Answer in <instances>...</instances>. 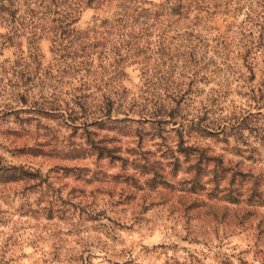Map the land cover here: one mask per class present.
<instances>
[{
    "label": "rangeland",
    "instance_id": "1",
    "mask_svg": "<svg viewBox=\"0 0 264 264\" xmlns=\"http://www.w3.org/2000/svg\"><path fill=\"white\" fill-rule=\"evenodd\" d=\"M248 5L194 0L209 29L191 58L167 29L166 54L88 71L42 38L21 78L0 45V264H264V12ZM116 10L84 7L76 34L102 41Z\"/></svg>",
    "mask_w": 264,
    "mask_h": 264
},
{
    "label": "trees",
    "instance_id": "2",
    "mask_svg": "<svg viewBox=\"0 0 264 264\" xmlns=\"http://www.w3.org/2000/svg\"><path fill=\"white\" fill-rule=\"evenodd\" d=\"M247 1V16L254 15V5L264 12V0ZM111 2H115L117 7L114 15L99 20L104 33L102 41L95 42L92 41L95 37L76 34L78 30L75 23L84 7L100 8ZM193 2L194 0H0V28L4 30L0 32V45L15 47L19 52V58L14 61L13 66L17 67L15 70L21 73V78L22 64L19 59L37 62V42L42 38H49L53 51L61 52L66 60L86 64L88 71H92L89 67L93 66L95 56L105 61L117 59L122 63L131 61L140 64L147 59V53L156 56L166 54L160 51V47L162 41L167 40L164 33L167 29L177 32L171 39L180 40L183 47L191 48L188 51L180 49L177 54L191 58L198 55L197 46L207 36L203 35V31L209 29L204 24V15L201 13H207V9L197 7L194 11ZM259 31L262 32L263 29L260 28ZM247 32L245 36L251 37L249 43L252 44L248 43L247 47L250 54L256 48L253 45L256 36L253 28ZM77 40L78 45H73ZM64 43L68 45L65 46ZM23 45L27 56H23ZM25 66L27 70L30 69V63H25ZM10 69L14 70L13 67ZM20 86L26 85L22 83ZM84 97L85 100L87 95ZM101 97V112L105 109L109 112L119 101V98L110 93H103ZM79 104L84 107L85 102Z\"/></svg>",
    "mask_w": 264,
    "mask_h": 264
}]
</instances>
